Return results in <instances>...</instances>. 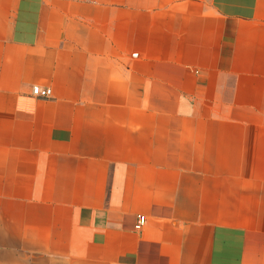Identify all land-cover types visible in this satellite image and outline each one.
<instances>
[{
  "label": "crops",
  "instance_id": "0c3cea01",
  "mask_svg": "<svg viewBox=\"0 0 264 264\" xmlns=\"http://www.w3.org/2000/svg\"><path fill=\"white\" fill-rule=\"evenodd\" d=\"M0 264H264V0H0Z\"/></svg>",
  "mask_w": 264,
  "mask_h": 264
},
{
  "label": "built area",
  "instance_id": "2783aa9c",
  "mask_svg": "<svg viewBox=\"0 0 264 264\" xmlns=\"http://www.w3.org/2000/svg\"><path fill=\"white\" fill-rule=\"evenodd\" d=\"M32 94L40 98H49L51 96V90L49 88H40L39 86H34L32 88ZM143 223L144 218L139 216L135 228L140 230Z\"/></svg>",
  "mask_w": 264,
  "mask_h": 264
}]
</instances>
